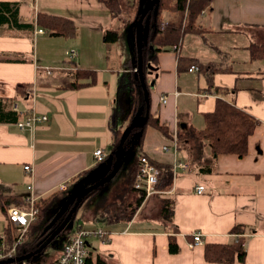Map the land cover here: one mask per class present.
<instances>
[{
    "label": "crops",
    "instance_id": "0c3cea01",
    "mask_svg": "<svg viewBox=\"0 0 264 264\" xmlns=\"http://www.w3.org/2000/svg\"><path fill=\"white\" fill-rule=\"evenodd\" d=\"M175 3L172 0L163 11L162 23L174 18ZM40 13L73 20L77 34L67 38L40 32ZM131 14L121 23L100 0H0V98L13 101L16 112L14 106H19L18 122L33 112L47 117L26 130L18 122L0 123V194L27 202L33 192L41 202L53 193H67L88 181L79 178L82 172L92 169L88 174L92 178L102 164L94 156L97 148L104 149L106 159L111 155L115 133L121 129L119 77L130 71L127 63L135 59V8ZM122 24L127 35L121 45H127L128 54L119 49ZM197 25L205 31L187 33L156 54V69L148 73L150 113L168 127L170 137L152 125L143 137V152L156 163L173 168L184 155L190 169H173L170 193L148 196L131 221L108 228L107 241L94 240L102 252L98 255L118 264H246L206 257L209 244L231 243L240 237L247 264H264V60H252L249 48L264 30V0H213ZM109 30L118 32L116 42L107 41ZM71 49L78 53L74 60L66 55ZM179 57L215 63L221 70L212 77L199 70L180 71ZM79 69L95 71V81L78 89L50 82L56 74ZM18 83L30 84L27 98L17 97ZM163 95L168 96L166 102ZM220 97L260 120L244 157L214 155L208 140L191 141L186 136L190 126L205 127L204 115L215 110ZM176 132L180 149L165 151ZM26 164L32 165V171L24 169ZM203 167L205 171L200 170ZM69 178L74 182L60 191L58 186ZM198 185H204L203 193L196 192ZM163 199L171 203L173 221L160 216ZM4 215L0 208L5 223ZM236 226L244 233H232ZM197 233L201 241L194 243ZM171 234L180 247L176 253L169 250Z\"/></svg>",
    "mask_w": 264,
    "mask_h": 264
},
{
    "label": "trees",
    "instance_id": "16d2710c",
    "mask_svg": "<svg viewBox=\"0 0 264 264\" xmlns=\"http://www.w3.org/2000/svg\"><path fill=\"white\" fill-rule=\"evenodd\" d=\"M111 11L112 15H116L120 11V0H100ZM172 0H160L158 11L152 13L150 18V28L145 35L143 46V61H144V74L146 78L147 87L150 90V83L148 78L149 63L152 65L157 64L156 54L166 46H171L179 43L187 33H203L205 30L197 25V19L200 14L213 2V0H176L174 8L176 14L167 25L162 28V13L165 9L171 7ZM37 24L48 34L54 36L71 37L77 34V26L73 20L64 17L40 13L37 17ZM108 42H116L119 38L117 31L109 30L106 34ZM252 60H264V46H259L253 43L250 47ZM179 70H189L192 66H197L200 72H205L208 76L212 77L215 73L220 72L221 69L215 63H201L194 58L179 57ZM137 62V51L135 50V59L128 61L127 68L129 72H125L119 77V93L117 97V106L121 107L126 118H129V123L133 120L145 115L146 102L142 82L139 77L138 68L135 67ZM137 71L134 72V69ZM95 71L88 69H79L76 71H68L63 74H56L50 79V82L56 81L61 86L78 89L80 87L90 85L95 80ZM53 80V81H51ZM212 83V80L210 78ZM30 84L18 83L17 97L22 99L27 98ZM218 91V89L216 88ZM11 100L0 98V123L14 122L17 123L20 114L12 108ZM142 107V109H141ZM205 127L203 129H196L190 126L186 132L190 140H208L212 153L214 155L220 154H237L244 157L248 154V139L249 136L255 131L256 126L260 120L247 112L246 110L238 107L235 102L228 101L224 98L216 100L215 110L205 115ZM149 125L158 128L165 136L170 137L169 129L162 125L156 117H153L149 109V118L144 128H136L130 134L125 142V151L133 156L125 160L119 173L109 182L115 181L121 174H124L123 186L121 193L118 191L117 198L107 200L108 193L112 188L109 183L99 186L92 190L82 201L77 212L74 214V222L76 219L85 218L86 214L91 217L88 220H97L99 218L105 219L106 223L113 224L117 222L131 221L138 210L142 207L147 199L144 191H139L135 188V177L139 169L138 158L143 152V137L145 128ZM140 132L139 137L136 133ZM123 131L117 130L115 133V140L112 152L116 149L120 142ZM185 135V131H184ZM183 137V133L181 135ZM185 137V136H184ZM192 141V140H191ZM194 144V143H193ZM132 161V162H131ZM160 170L159 182L156 185L158 196L164 193H170L173 186V168L169 164L156 163ZM106 168L102 171L106 174L109 171ZM91 170L84 171L79 175V178H88ZM205 171L206 168H201ZM102 174V175H103ZM102 177V176H100ZM100 177H95L85 183L91 185L98 181ZM77 187L70 189L67 193H53L50 197L43 199L40 204V212L37 220L30 225V230L26 236V240L18 248V254L24 255L34 251L43 240L50 234L52 229L59 225L67 216L72 208L75 199H71L73 193L78 190ZM120 199V200H118ZM161 205L160 216L166 221H173V210L169 199H163ZM10 206H19L21 208L28 207V203L20 196L3 195L0 194V208L6 212ZM86 219V218H85ZM178 229L174 228L173 232ZM65 233H69L70 229H66ZM232 233H244L243 227L236 226ZM64 235V233H63ZM62 235V236H63ZM67 235V234H65ZM64 235V236H65ZM67 237H65L66 239ZM64 239V240H65ZM243 237L238 238L236 241L225 244H209L206 248V257L211 261H222L231 263L235 259L246 263V250L243 245ZM180 249L176 242L175 235L169 236V250L172 253L178 252ZM95 264H110L101 255L96 257Z\"/></svg>",
    "mask_w": 264,
    "mask_h": 264
},
{
    "label": "built area",
    "instance_id": "2783aa9c",
    "mask_svg": "<svg viewBox=\"0 0 264 264\" xmlns=\"http://www.w3.org/2000/svg\"><path fill=\"white\" fill-rule=\"evenodd\" d=\"M165 25L166 22H163L162 28ZM39 31L43 32V29H40ZM174 49H178V45H175ZM66 55L70 60H74L77 58L78 53L75 49H71L66 51ZM189 70L198 71V67L194 65ZM135 71H137V68H135ZM167 98V95H163L162 101L166 102ZM14 107L19 111L18 105H15ZM46 119L47 117L45 115L33 112L32 115L26 116L23 120L19 121L17 125L23 130L33 129L37 123ZM179 141L180 137L178 132H176L171 144L165 145L163 149L165 151L172 149L176 153L180 149ZM94 156L97 163L104 162L107 158V155L102 148H97L94 151ZM138 165L139 169L135 177L134 186L137 190L144 191L146 197H148L157 192L156 185L159 182L160 170L157 167L156 162L146 153L139 155ZM24 169L30 172L32 171V165L26 164L24 165ZM173 169L187 171L190 169V162L184 155H181L174 162ZM73 182V179L69 178L61 183L58 186V189L60 191H66L68 185ZM28 188L32 189V186L30 185ZM204 190V185L196 186L197 193H203ZM27 202L28 207L26 208L10 206L5 212V223L3 229H0V264H34L30 263L34 257L21 261L7 262L9 259L19 256L18 248L26 240L30 225L38 218L40 212L39 197L32 192V194L27 197ZM68 229H70V232H67L66 234H69V237L63 241L59 255L55 258H51L47 264H95L98 254L96 253L97 248L94 240L99 239L105 242L108 240L110 232L103 227H85L79 223L75 225V222L73 223V226ZM194 239V243H199L201 241L200 233H197L194 236Z\"/></svg>",
    "mask_w": 264,
    "mask_h": 264
},
{
    "label": "water",
    "instance_id": "95a60500",
    "mask_svg": "<svg viewBox=\"0 0 264 264\" xmlns=\"http://www.w3.org/2000/svg\"><path fill=\"white\" fill-rule=\"evenodd\" d=\"M159 5H160V0H140L137 11V17L133 22V26L135 28V33H136L135 40H136V50H137V68L139 71L138 72L139 77L142 82V86L144 90L146 109H147L145 115L133 120L132 123L123 130L119 144L117 145L116 149L111 153V155L108 157V159H106L109 160L110 163L106 164V161L102 162V164H100L94 171L93 177L89 178L88 181L98 176L99 177L102 176V177H100L98 181H96L91 185L81 184L82 186L78 187L79 189L73 193L70 200L75 199L74 204L70 209V211L68 212L65 219L61 222V224L54 231H52L34 251H31L24 255H19L16 258L9 259L7 262L31 259L34 256L41 254L44 248L50 245L56 239L57 236H59L67 228H71L73 226L74 223L73 216L77 212L84 198L95 188L110 182L116 176L120 168L123 166L125 160L132 157V155L126 153L125 151V142L134 129L144 128L149 118L150 90L147 87L146 78L144 74L143 46H144L145 35L147 34L150 28L151 11H154V13L156 14ZM148 66L150 70L156 69V67H154L151 63H149ZM140 132L141 131L136 133L137 137H139ZM108 167H110L109 171L106 174H103L102 171ZM97 220L99 222H105V219L99 218Z\"/></svg>",
    "mask_w": 264,
    "mask_h": 264
},
{
    "label": "rangeland",
    "instance_id": "374dc122",
    "mask_svg": "<svg viewBox=\"0 0 264 264\" xmlns=\"http://www.w3.org/2000/svg\"><path fill=\"white\" fill-rule=\"evenodd\" d=\"M120 1H121V3H120V6H121L120 11H119V13H116L115 16L114 15L113 16L115 18H117V19H121V23L122 22H126L127 21L126 19H128V16L132 18L131 12L133 11V8H135V17H136V15H137L136 13H137V10H138V6H137L138 5V0H120ZM135 3H136V6H134ZM131 18H129V19H131ZM120 32H121V40H120V46L121 47H119V49L122 52V54H123V52H125V54H128L127 45H125L124 47L122 46L125 43V41H126V35H127V31L125 30L123 24L121 26ZM258 33H259L258 34L259 36H257V40H258L257 44L259 46L261 45L263 47L264 46V30H263V32L260 31ZM121 43H122V45H121ZM68 49H70V48H68ZM117 109H118V117H119V121H120V125H121L120 126L121 129L119 128V130L123 131L132 122L129 123V118H126V115L124 114V112L121 109V107H119V105H118ZM132 158H133V156L131 157V160H132ZM119 171H118V173H119ZM123 184H124V174H121L115 181L109 183V185L112 188L110 189V192L108 193L107 200L109 199L111 201L113 199H116L118 191L121 193V190H122L121 188H118V191H117V187L123 186ZM118 200H120V199H118ZM89 216L91 217L90 214H86L84 216L86 219L85 218L76 219L75 220V225H77L79 223L80 225H83L85 227H103V228H106L107 230H108V228L109 229L112 228V226L114 225V224H109V223H106V222H99L98 220H95V221L94 220H88V218H90ZM3 225H4V219H2V217H1L0 218V229H3ZM65 234L66 233L64 232V235ZM64 235H63L62 238L55 239L46 248V250H45V252L43 254L34 256V258L32 259V261L30 263L47 264L51 258H55L57 255H59V253L61 251V245H62V243H63V241L65 239ZM99 250L97 249V251H96L97 254L98 253H102ZM101 256L103 258H106V259L110 260L111 264H118L117 260H111L110 258H108L106 255H103V254H101Z\"/></svg>",
    "mask_w": 264,
    "mask_h": 264
},
{
    "label": "flooded vegetation",
    "instance_id": "af4514ba",
    "mask_svg": "<svg viewBox=\"0 0 264 264\" xmlns=\"http://www.w3.org/2000/svg\"><path fill=\"white\" fill-rule=\"evenodd\" d=\"M60 224H61V223H60ZM60 224H59V225H60ZM59 225H57L54 229H52V231H54ZM52 231H51V232H52ZM51 232H50V233H51ZM63 233H64V232H62L59 236H57L56 239H57V238H61V236L63 235ZM48 246H49V245H48ZM48 246H47V247H48ZM47 247L44 248V250L42 251L41 254H43V253L45 252V250H46ZM41 254H40V255H41Z\"/></svg>",
    "mask_w": 264,
    "mask_h": 264
},
{
    "label": "bare ground",
    "instance_id": "6f19581e",
    "mask_svg": "<svg viewBox=\"0 0 264 264\" xmlns=\"http://www.w3.org/2000/svg\"><path fill=\"white\" fill-rule=\"evenodd\" d=\"M82 226H83V225H82ZM61 237H63V236H61ZM65 237H69V234L65 235Z\"/></svg>",
    "mask_w": 264,
    "mask_h": 264
}]
</instances>
